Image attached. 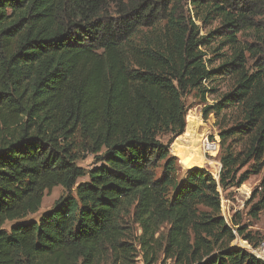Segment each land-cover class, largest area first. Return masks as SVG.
I'll return each instance as SVG.
<instances>
[{"label":"trees","instance_id":"1","mask_svg":"<svg viewBox=\"0 0 264 264\" xmlns=\"http://www.w3.org/2000/svg\"><path fill=\"white\" fill-rule=\"evenodd\" d=\"M221 79L203 109L220 120L218 179H180L185 97L206 103ZM261 174L254 219L264 0H0V264H264L232 247L262 240L222 215V193ZM57 187L67 194L23 221Z\"/></svg>","mask_w":264,"mask_h":264},{"label":"rangeland","instance_id":"2","mask_svg":"<svg viewBox=\"0 0 264 264\" xmlns=\"http://www.w3.org/2000/svg\"><path fill=\"white\" fill-rule=\"evenodd\" d=\"M211 57V56H209ZM217 66V63L215 64ZM213 89L216 90L215 94H211L207 97L206 103L202 102L195 93L185 97V104L188 110L187 115V127L185 133L178 137L171 146L172 149H178L189 154H192L191 164L194 166H202L201 169L206 170L209 174H212L218 179L219 172L221 170L220 156H217L213 161H210V157H205L203 143L208 140H219L220 120H218L214 114H211L207 119L203 117V109L205 106L215 105L228 91V81L218 80L213 84ZM163 143L167 144L169 136L161 139ZM178 159V158H177ZM178 163L180 165L179 159ZM78 165L86 170H90L96 166V162L93 156H87L83 160L78 162ZM199 168V167H196ZM183 174L179 172V178L181 179ZM263 174L258 176H252L249 181L239 189L229 190L222 193V215L228 219L239 214L241 217V224L247 226L250 233L256 240H262L264 243V211L259 214L257 219H254L250 215L251 211V197L255 189L261 183ZM88 178H83L80 182L87 181ZM67 192L62 187L53 189L50 194H46L42 207L38 213L29 215L23 221L39 220L43 213L50 210L55 202L61 197L65 196ZM255 200L254 203H256ZM15 223H9L5 225V228L9 230ZM248 242L239 237L232 243V247L245 248ZM260 243V244H261ZM138 264H143L139 259ZM159 264H174L171 261H161Z\"/></svg>","mask_w":264,"mask_h":264},{"label":"built area","instance_id":"3","mask_svg":"<svg viewBox=\"0 0 264 264\" xmlns=\"http://www.w3.org/2000/svg\"><path fill=\"white\" fill-rule=\"evenodd\" d=\"M203 149L205 157H210L209 160L213 161V159L220 154V141L208 139L203 143ZM243 249L249 251L256 258L264 261V243H261L257 247L247 243Z\"/></svg>","mask_w":264,"mask_h":264},{"label":"crops","instance_id":"4","mask_svg":"<svg viewBox=\"0 0 264 264\" xmlns=\"http://www.w3.org/2000/svg\"><path fill=\"white\" fill-rule=\"evenodd\" d=\"M172 154L177 157L179 159L180 162V172L182 174H185L186 172H188L190 169L192 168H196V167H202V166H194L191 164L192 161V154L193 152L190 151L189 154L184 152V151H180L178 149H172Z\"/></svg>","mask_w":264,"mask_h":264}]
</instances>
